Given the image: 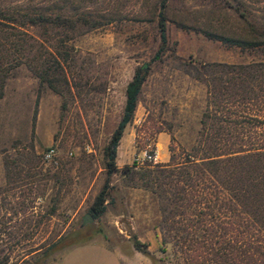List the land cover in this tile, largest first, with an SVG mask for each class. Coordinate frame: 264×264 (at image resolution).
<instances>
[{
  "label": "rangeland",
  "instance_id": "374dc122",
  "mask_svg": "<svg viewBox=\"0 0 264 264\" xmlns=\"http://www.w3.org/2000/svg\"><path fill=\"white\" fill-rule=\"evenodd\" d=\"M160 1L0 0V7L51 11L64 6L69 15L89 12L101 20L69 37H48L50 43L65 40L61 49L67 54L69 85L61 90L40 84L25 64L13 67L5 80L0 97V264H55L67 248L97 236L124 253L137 251L132 236L146 243L154 259L137 251L131 264L175 263L171 244L165 253L160 250L159 199L136 175L129 179L121 169L145 167L148 162L136 165L135 158L148 145L160 149L157 135L162 131L168 136L169 158L160 164L169 163L172 155L175 162L184 161L199 139L207 100V87L190 74L191 65L264 61V44L227 46L194 27L241 30L247 21L261 30L264 0H167V48L153 59L160 44ZM30 31L39 34L42 28ZM143 64L149 65L148 74L116 152L106 210L82 225L106 177L104 149L121 117L126 85ZM51 147L54 155L45 159ZM5 160L17 164L10 177Z\"/></svg>",
  "mask_w": 264,
  "mask_h": 264
},
{
  "label": "trees",
  "instance_id": "16d2710c",
  "mask_svg": "<svg viewBox=\"0 0 264 264\" xmlns=\"http://www.w3.org/2000/svg\"><path fill=\"white\" fill-rule=\"evenodd\" d=\"M166 3L160 1V44L153 59L167 48ZM53 10L0 7V97L10 70L19 64L52 90L69 85L67 54L61 49L65 40L50 43L48 37H69L101 20L89 12L69 15L64 6ZM245 23L241 30H194L227 46L264 44V27ZM35 27L42 31H30ZM148 70V64L137 66L126 85L121 117L104 149L106 177L87 210L92 219L106 210L117 146L133 119ZM190 74L207 87L197 143L183 162L172 155L169 163H147L139 170L126 165L121 171L129 179L136 175L159 199L160 250L165 253V245L171 244L174 264H264V61L192 64ZM4 165L10 177L17 164L5 160ZM132 242L154 259L146 243L136 236Z\"/></svg>",
  "mask_w": 264,
  "mask_h": 264
},
{
  "label": "crops",
  "instance_id": "0c3cea01",
  "mask_svg": "<svg viewBox=\"0 0 264 264\" xmlns=\"http://www.w3.org/2000/svg\"><path fill=\"white\" fill-rule=\"evenodd\" d=\"M127 126L125 127L120 143L117 147L119 152L121 142L124 139ZM157 140L160 143V149H157L160 162L168 161V136L165 132H159ZM139 253H124L114 246H110L105 237L97 236L92 240L73 245L67 248L55 264H131L134 257Z\"/></svg>",
  "mask_w": 264,
  "mask_h": 264
},
{
  "label": "built area",
  "instance_id": "2783aa9c",
  "mask_svg": "<svg viewBox=\"0 0 264 264\" xmlns=\"http://www.w3.org/2000/svg\"><path fill=\"white\" fill-rule=\"evenodd\" d=\"M54 155V149L49 148L44 154L45 159H51ZM159 163V156L157 153V148L155 146L148 145L143 151L142 155L135 158L136 165H143L145 163Z\"/></svg>",
  "mask_w": 264,
  "mask_h": 264
},
{
  "label": "water",
  "instance_id": "95a60500",
  "mask_svg": "<svg viewBox=\"0 0 264 264\" xmlns=\"http://www.w3.org/2000/svg\"><path fill=\"white\" fill-rule=\"evenodd\" d=\"M92 220V217L89 213H86L84 216H83V221H82V225H85L87 224L88 222H90Z\"/></svg>",
  "mask_w": 264,
  "mask_h": 264
}]
</instances>
